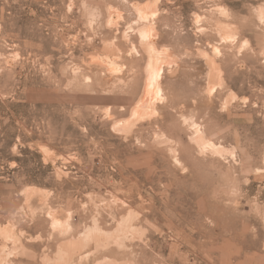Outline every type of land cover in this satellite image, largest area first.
<instances>
[{"label":"rangeland","instance_id":"1","mask_svg":"<svg viewBox=\"0 0 264 264\" xmlns=\"http://www.w3.org/2000/svg\"><path fill=\"white\" fill-rule=\"evenodd\" d=\"M0 264H264V0H0Z\"/></svg>","mask_w":264,"mask_h":264},{"label":"bare ground","instance_id":"2","mask_svg":"<svg viewBox=\"0 0 264 264\" xmlns=\"http://www.w3.org/2000/svg\"><path fill=\"white\" fill-rule=\"evenodd\" d=\"M151 64H152V62L150 63V66H151ZM156 66H157V65H156ZM156 66H155V67H156ZM153 67H154V66L152 65L151 68H153ZM155 67H154V69H155ZM151 68H150V69H151ZM159 69H160V67H159ZM159 69H158V70H159ZM155 70H156V69H155ZM153 71H154V70H153ZM153 71H152V72H153ZM150 80H151V79H150ZM151 81H152V80H151Z\"/></svg>","mask_w":264,"mask_h":264}]
</instances>
